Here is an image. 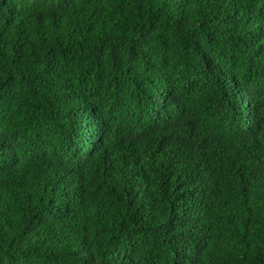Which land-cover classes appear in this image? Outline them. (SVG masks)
Wrapping results in <instances>:
<instances>
[{
  "label": "trees",
  "instance_id": "16d2710c",
  "mask_svg": "<svg viewBox=\"0 0 264 264\" xmlns=\"http://www.w3.org/2000/svg\"><path fill=\"white\" fill-rule=\"evenodd\" d=\"M0 264H264V0H0Z\"/></svg>",
  "mask_w": 264,
  "mask_h": 264
}]
</instances>
